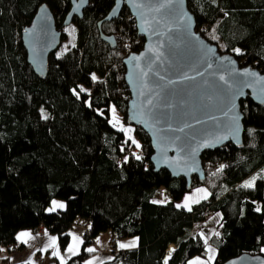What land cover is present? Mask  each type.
<instances>
[{"label": "trees", "instance_id": "trees-1", "mask_svg": "<svg viewBox=\"0 0 264 264\" xmlns=\"http://www.w3.org/2000/svg\"><path fill=\"white\" fill-rule=\"evenodd\" d=\"M42 2L60 26L69 0H0V246L19 250L16 232L42 226L63 248L69 229L78 225L80 249L61 264H86L94 253L88 245L106 231L114 239L112 254L98 264H185L205 257L208 242L215 247L211 264L241 253L264 256V105L239 100L242 145L203 151V180L193 175L187 189L183 177L153 170L149 139L140 127L131 125L125 134L110 120L113 105L119 122L127 124L121 59L143 42L127 8L99 26L115 38L111 46L100 38L97 21L113 0H88L82 17L71 20L73 45L50 53L46 74L39 77L26 60L21 33ZM186 5L194 29L220 52L264 72V0ZM199 186L205 197L189 207L175 204ZM160 187L167 192L165 202L153 200ZM53 198L63 199L64 207L50 210ZM210 212L220 217L205 240L198 230L206 232L203 220ZM131 237L134 247L114 244ZM169 246L173 250L164 260Z\"/></svg>", "mask_w": 264, "mask_h": 264}, {"label": "water", "instance_id": "water-1", "mask_svg": "<svg viewBox=\"0 0 264 264\" xmlns=\"http://www.w3.org/2000/svg\"><path fill=\"white\" fill-rule=\"evenodd\" d=\"M87 3L69 0L60 26L46 3L38 5L21 33L26 60L37 76H45L47 57L60 45L61 28L73 17L81 18ZM122 6L143 38L140 49L121 59L129 92L125 120L147 134L153 170L183 177L189 189L193 175L203 180V151L242 145L239 100L248 97L264 105V72L220 52L196 31L186 0H113L97 21L100 38L111 46L115 38L99 26L116 18ZM220 264H264V256L241 253Z\"/></svg>", "mask_w": 264, "mask_h": 264}, {"label": "crops", "instance_id": "crops-1", "mask_svg": "<svg viewBox=\"0 0 264 264\" xmlns=\"http://www.w3.org/2000/svg\"><path fill=\"white\" fill-rule=\"evenodd\" d=\"M196 188H202L200 192L203 197L206 196L207 192L203 187ZM158 192L159 188H157L153 194V200L155 202H160L155 199V196L158 194ZM166 198H164L162 202H165ZM198 199L200 198H194L193 202ZM196 227H194V230L196 229ZM110 237L111 234L106 231L98 234L94 238L93 242L91 243L94 247V249H92L94 253L91 255V258L95 256V259L92 261V263H99L111 256L113 246L109 242ZM15 239L17 243H20L22 245L19 250H16L14 252H7L5 247L0 246V260L3 261V264H15L20 261H28L31 264H61L67 257L78 252V250L80 249L82 229L77 225H73L69 229V240L63 248L58 245L56 236L49 233L42 226L38 227L37 229H20L16 232ZM107 243L108 246L106 247ZM114 244L118 246V242H115ZM208 244L210 246H208ZM208 244L205 257H208L209 261L213 262L215 257V247L211 242H208ZM135 245L136 240L134 239H130L127 241H124V239L123 241L122 239L120 240V247L122 248H131ZM28 247H30V249H28ZM23 251L26 256L21 257V253ZM37 257L38 260H36Z\"/></svg>", "mask_w": 264, "mask_h": 264}, {"label": "rangeland", "instance_id": "rangeland-1", "mask_svg": "<svg viewBox=\"0 0 264 264\" xmlns=\"http://www.w3.org/2000/svg\"><path fill=\"white\" fill-rule=\"evenodd\" d=\"M61 29L64 33V38L61 40L59 47L56 49V52H60L64 49H66L67 47L73 45L74 40H75L76 30H75V27H74L72 22L64 25ZM218 45L220 48L223 47L222 44H218ZM109 111H110V118H111L110 120H111L112 124L114 125V127L122 129L125 134H129V132L132 130V127L130 124L119 122L121 115L119 114L118 110L113 105H110ZM253 177L254 176L249 177L250 180H246V183H250V181ZM199 187H202V186H199ZM201 189L202 188H193L190 191H186L179 200L175 201V204L178 206L189 207L191 205V203L193 202L194 198L203 197V195L200 192ZM166 195H167V192L165 194V189L163 187H160L158 194L155 196V199L162 202L164 200V198H166ZM167 198H168V195H167ZM167 198H166V200H168ZM63 207H64V200L63 199H59V198L51 199L50 204H49L50 210H55L57 208H63ZM49 209L47 208V210H49ZM219 217H220V215L218 212H210V213H208V216L203 220V225H205L206 232H203L200 230H198V231L203 234V237L205 238V240H208V237H209L210 233H212L215 224L219 220ZM133 238L134 237L124 238V241L130 240ZM120 240H121V238H118L116 240L118 242V247H120ZM107 246H108V243H107L106 247ZM208 246H210V245L208 244ZM28 249H30V247H28ZM87 249H94V247L92 244H90V245H88ZM24 251L21 253V257L26 256L24 254ZM0 256H1V254H0ZM94 259H95V256H93L92 258L90 257V259H88L86 261V264H98V263H92V261ZM36 260H38V257L36 258ZM211 263H212V261L210 262L208 257L194 256L191 259H189L185 264H211ZM0 264H3L2 260H0Z\"/></svg>", "mask_w": 264, "mask_h": 264}, {"label": "built area", "instance_id": "built-area-1", "mask_svg": "<svg viewBox=\"0 0 264 264\" xmlns=\"http://www.w3.org/2000/svg\"><path fill=\"white\" fill-rule=\"evenodd\" d=\"M110 240L113 242L114 239L111 238ZM172 250H173V247H172V246H169V248H168V250H167V253H166L165 256H164V260H166V259L170 256Z\"/></svg>", "mask_w": 264, "mask_h": 264}]
</instances>
